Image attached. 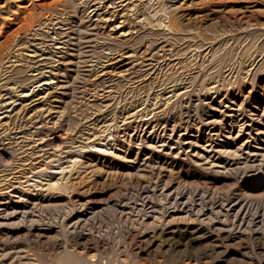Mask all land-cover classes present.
I'll use <instances>...</instances> for the list:
<instances>
[{
	"label": "rangeland",
	"instance_id": "374dc122",
	"mask_svg": "<svg viewBox=\"0 0 264 264\" xmlns=\"http://www.w3.org/2000/svg\"><path fill=\"white\" fill-rule=\"evenodd\" d=\"M16 248L264 264V0H0V264Z\"/></svg>",
	"mask_w": 264,
	"mask_h": 264
},
{
	"label": "bare ground",
	"instance_id": "6f19581e",
	"mask_svg": "<svg viewBox=\"0 0 264 264\" xmlns=\"http://www.w3.org/2000/svg\"><path fill=\"white\" fill-rule=\"evenodd\" d=\"M81 34V33H80ZM87 33H85L86 35ZM84 35V34H83ZM84 35V36H85ZM88 35V34H87ZM81 37V36H80ZM86 38V37H85ZM84 40V39H83ZM90 40V39H89ZM86 41V40H84ZM83 42V41H82ZM80 44V43H79ZM22 72V69H17L16 70V74L19 76L20 73ZM13 75V74H12ZM14 76V75H13ZM18 78V77H17ZM134 185V184H133ZM106 190L105 191H100V192H96V191H91L89 193V196L90 197H99L101 194H106L109 189H110V185H106L105 186ZM148 189V186L147 185H140L138 184L137 187L135 188V192H126V191H118V192H113V193H110L108 194V196L106 197H103L105 200L108 199V200H123V199H143L142 198V194H141V191L143 190H147ZM71 194H78V196L80 197V195H82L83 193L82 192H78L77 189H71L70 190ZM182 192V190H178V194H180ZM189 193V199H195V195L198 194V192H194L193 190L191 191H187ZM186 193V191H185ZM154 195V194H153ZM151 196V195H149ZM222 196H219V195H211L210 199L212 200H216V199H221ZM200 198L204 199L206 198L205 194H201L200 195ZM21 245V244H20ZM25 245H23L24 247ZM21 247V246H20ZM26 247V246H25ZM29 249V248H28ZM14 250V249H13ZM9 251V250H8ZM16 251V260H18V264H28L29 260L28 261H23L22 259H28L29 257L28 254L29 253H26V255L24 254V251L20 250V249H17L14 250ZM28 251V250H27ZM10 252V251H9ZM31 253V249L29 251ZM15 254V252H14ZM31 255V254H30ZM14 256V255H13ZM31 260V259H30ZM10 261V260H9ZM10 263V262H9ZM13 264V263H12ZM55 264H86L83 260V256L78 254V253H75L74 250H70L68 248H65L64 252L59 254L56 259H55Z\"/></svg>",
	"mask_w": 264,
	"mask_h": 264
}]
</instances>
